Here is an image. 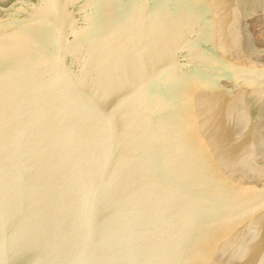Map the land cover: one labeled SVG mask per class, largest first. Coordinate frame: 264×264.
Returning <instances> with one entry per match:
<instances>
[{
    "label": "water",
    "instance_id": "water-1",
    "mask_svg": "<svg viewBox=\"0 0 264 264\" xmlns=\"http://www.w3.org/2000/svg\"><path fill=\"white\" fill-rule=\"evenodd\" d=\"M0 264H264V0H0Z\"/></svg>",
    "mask_w": 264,
    "mask_h": 264
}]
</instances>
